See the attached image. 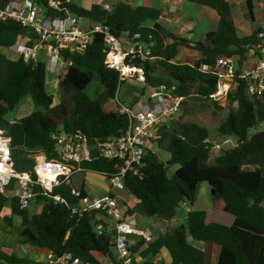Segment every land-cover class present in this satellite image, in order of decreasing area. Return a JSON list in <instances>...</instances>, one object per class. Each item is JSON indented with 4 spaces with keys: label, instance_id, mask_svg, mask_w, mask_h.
Wrapping results in <instances>:
<instances>
[{
    "label": "trees",
    "instance_id": "trees-1",
    "mask_svg": "<svg viewBox=\"0 0 264 264\" xmlns=\"http://www.w3.org/2000/svg\"><path fill=\"white\" fill-rule=\"evenodd\" d=\"M8 1L0 0L2 6ZM34 1L45 15L72 13L91 23H102L121 40L149 47L147 58L136 56L126 61L142 67L145 87L164 86L184 98L195 94L210 100L209 95L216 90L218 81L216 59L236 57L240 65L249 52L246 45L262 44L264 38V28H256L252 34L242 37L237 35L227 0H189L210 7L218 15L217 27L196 42L178 37L163 27L158 22L160 11L157 8L125 2L115 3L110 9L96 2L84 8L58 0V8L53 9L47 5V0ZM247 3L251 10L250 0ZM146 19L154 23L146 26ZM20 39L30 45L38 40V35L16 20H0V128L10 136L15 169H30L33 154L38 151L52 161H59L53 137L59 132L85 138L90 158L78 164L69 163L75 171L68 181L55 186L51 192L44 194L39 187L34 188L39 191L34 199L42 203L37 214L30 215L27 208L17 205L6 214L7 197L0 193V222L5 225L4 229L13 227L16 213L20 219L15 234L19 242L48 250L55 256L69 252L82 262L101 264L98 256H113L111 224L97 210L79 215L70 207L88 195L85 190L88 172L108 178L117 170L114 160L99 154L97 142L119 135L127 128L128 118L119 113V106L106 109L104 105L115 98L122 80L118 70L105 65L107 48L103 35L95 34L83 52H64L71 65L56 75L59 99L54 101L46 89L44 62L34 59L25 62L20 55L10 59L2 52ZM179 46L192 47L201 57L191 64L177 62ZM202 65H207L208 69H202ZM159 69L167 76L159 74ZM238 74L236 70L233 87L227 94V113L215 128L220 135L234 137V146L221 149L210 160L209 128L177 118L161 128L155 139L157 145L169 153L168 160L160 162L153 148H147L136 171H127L123 178V190L136 199L135 206L144 216L171 220L182 202L194 204L198 184L206 182L213 189L212 197L222 200L223 211L234 217L233 222L230 225L206 222L205 210L190 208L186 211L185 223L159 233L144 245L142 241L134 244L133 252L141 247L137 264H165L156 261L161 248L167 250L169 264H264V90L260 96L247 95L245 82ZM93 78L102 86L98 97H90L85 91ZM139 94L142 95V91ZM26 96L31 97L35 109L11 122L4 120L8 105H15ZM252 128L256 129L253 133ZM170 164H177V168L168 176L166 169ZM55 194L65 203L55 201L52 197ZM125 211L132 214L133 208L126 206ZM98 223H101L99 229L96 228ZM189 237L204 242L203 249L188 241ZM9 243L4 245L0 241V264L28 263V259L8 251L13 244Z\"/></svg>",
    "mask_w": 264,
    "mask_h": 264
},
{
    "label": "built area",
    "instance_id": "built-area-1",
    "mask_svg": "<svg viewBox=\"0 0 264 264\" xmlns=\"http://www.w3.org/2000/svg\"><path fill=\"white\" fill-rule=\"evenodd\" d=\"M70 2V0H66ZM50 8L57 9L58 0H47ZM104 9H110L107 3ZM13 19L24 26L32 28L38 35L33 44H26L23 39L17 40L12 48L27 62L37 60L41 48L45 50L46 75L55 77L64 68L71 65V60L65 57L64 52H83L95 34H102L107 52L104 63L109 68L119 72L120 80L135 76L144 82L142 67L126 61L127 58L138 56L145 59L150 55L149 47H142L140 43L129 42L127 49L123 48V41L113 35L102 23H91L89 20L69 13L66 16L45 15L34 0H10L4 6L0 2V20ZM260 33L259 35H261ZM137 36V35H136ZM249 55L257 57V64L249 69L240 70L238 77L245 82V93L249 96H260L264 90V45H246ZM218 76L216 90L209 95L210 100L224 104L228 92L234 84L237 70L231 57L221 56L214 64ZM202 69H208L202 65ZM57 80V79H56ZM185 98L172 92L164 86L150 87L147 96L139 93L130 104L118 103L119 113L126 114L127 128L119 135L111 136L97 142L99 154L109 160H114L117 170L108 177L111 192L104 195H86L77 204L71 205V211L79 215L82 212L97 210L99 215L108 219L114 230L111 249L113 256L106 264H137L138 251L132 247L138 241L143 245L152 240L150 233L136 226V220L128 214L112 191L123 190V178L129 170L136 171L147 148L158 137L161 128L167 127L182 112V102ZM56 140V149L59 161H52L38 151L33 154V164L30 169L19 171L15 169L11 158L10 136L4 128H0V193L7 198H14L19 208H27L37 192L47 194L62 182L69 180L75 171L69 163L78 164L90 158L89 146L85 138L59 132L53 136ZM79 195V192L72 190ZM55 201L65 203L59 195L52 196ZM182 205L186 203L182 202ZM101 223L96 225L99 229ZM142 245V246H143ZM44 264H91L82 262L69 252L55 256L48 252Z\"/></svg>",
    "mask_w": 264,
    "mask_h": 264
},
{
    "label": "crops",
    "instance_id": "crops-1",
    "mask_svg": "<svg viewBox=\"0 0 264 264\" xmlns=\"http://www.w3.org/2000/svg\"><path fill=\"white\" fill-rule=\"evenodd\" d=\"M70 2H72V0H70ZM119 2L129 3L133 6H146L159 9L160 15L158 22L171 33H174L176 36L185 38L186 40H189L191 42L202 40L204 34L208 31L214 30L217 27L218 23V15L213 9L208 6L195 4L189 0H121ZM227 2L229 3L232 10L238 36L242 37L252 34L256 28H264V0H250L251 10L248 6L247 0H227ZM100 4L103 5L105 3ZM262 43L264 45V38L262 39ZM200 57L201 53L198 50L192 47L179 46L175 60L177 62L191 64L195 59H198ZM238 59L239 58L236 57L233 58L237 70L240 71L254 67L257 64L258 58L253 55L247 54V56L242 58L240 65L238 63ZM137 94L138 92L135 93V96ZM88 183L90 182H88L86 176L85 190L88 195H104L111 192L109 185L106 187L93 185L94 187H91H93L95 190H92L89 194L88 192L90 188L87 186ZM112 193L117 197L120 204L122 203V207L124 209L126 208V206L132 208V206L136 203V199L129 193L123 195V197L116 195L115 190L112 191ZM34 200L35 199L31 200L27 208L30 215L39 213L42 207V203L40 201ZM214 202L215 204L213 209L205 211L206 222L220 220L221 223L230 225L233 222L234 217L231 214L223 211V202L221 199H214ZM13 205L18 206L16 199L7 198L4 212L6 214H9ZM188 209H190V207H187L185 211H187ZM7 210H9V212ZM176 217L174 216L170 221H168V224L171 227L169 231H171L177 225L185 223L186 213L185 215ZM12 222L13 227L7 229H4L3 226L5 225L0 222V241L4 245H9V242L13 243L11 246H9L8 251H12L18 257H24L28 259L29 262L25 264H35L36 262L44 263L49 251L34 247L28 243L19 242V236L15 235L16 230L20 225L19 216L17 217V220L13 218ZM188 241L192 243L190 237L188 238ZM159 259L163 263H165L164 257L162 255H159L156 258V261L161 262ZM98 260L101 261V264H106L109 261V257L98 256Z\"/></svg>",
    "mask_w": 264,
    "mask_h": 264
},
{
    "label": "rangeland",
    "instance_id": "rangeland-1",
    "mask_svg": "<svg viewBox=\"0 0 264 264\" xmlns=\"http://www.w3.org/2000/svg\"><path fill=\"white\" fill-rule=\"evenodd\" d=\"M94 1L96 3H107L108 5H113L118 3L121 0H72V3L81 6V7H89ZM124 1V0H122ZM146 3V2H145ZM148 3V2H147ZM154 23L152 19H146L144 21V25L151 26ZM123 41V48L127 49L130 46L129 41ZM2 52L5 54L7 58L16 59L19 56V53L13 50L12 48L3 49ZM37 60L40 62H46L45 50L43 48L40 49L38 53ZM159 74H164L167 76V73L162 69L157 70ZM46 89L53 95L54 101L59 99V88L58 82L55 77H51L50 74L46 76ZM86 93L90 97H98L102 93V86L96 78L90 82V84L85 89ZM142 91V95L147 96L149 92V88L145 87V83L137 79L135 76L125 77L121 83L118 85L115 98L112 100H108L105 102V108L111 109L114 108L115 105L119 102L121 104L127 105L130 104L131 101L135 98V93ZM227 102L224 104L216 103L214 104L212 100H204L199 98L195 94L190 95L185 98V102L182 105L183 111L178 115V119L181 121H193L199 124L205 125L210 130L209 143L211 144L210 148V160H212L216 155H218L221 149H225L227 147H232L235 144V138L232 136L220 135L216 131V127L219 122L225 117L227 113ZM33 109H35L34 103L31 97L26 96L22 98L18 103H16L11 109H8L4 115V120L11 122L15 119H19L27 114H29ZM256 129L252 128L250 130L251 133L255 132ZM214 141V142H213ZM152 148L155 151V154L164 162H166L169 158V153L161 146L157 145L156 141L152 143ZM177 168V164H170L167 166V175L171 176L173 171ZM87 186L90 188L89 194L92 190H95L94 186H103L106 187L109 185L108 178L93 172L87 173ZM94 185V186H93ZM93 186V187H91ZM115 194L123 197L126 195L124 190H115ZM35 201V200H34ZM214 198L212 197V192L210 186L206 182H201L197 186V197L193 205H180L181 208L177 210L176 216L185 215L186 208H195V209H203L205 211H209V209H213L214 207ZM122 205V203H121ZM29 206V205H28ZM27 206V208H28ZM133 212L132 216L137 221V226L147 230L151 238L153 239L159 233H164L171 229L168 221L170 220H162L157 217H148L142 215L135 204L132 206ZM9 212V210H7ZM220 212V211H219ZM18 215L16 213L13 214V218L17 220ZM177 218V217H176ZM216 222H220V220H213ZM172 225V224H171ZM192 244L197 247L203 249L204 242L198 240H192ZM160 255L164 257L165 264H169L168 252L165 248L160 249ZM101 259V258H100ZM160 260V259H159ZM161 261V260H160Z\"/></svg>",
    "mask_w": 264,
    "mask_h": 264
},
{
    "label": "water",
    "instance_id": "water-1",
    "mask_svg": "<svg viewBox=\"0 0 264 264\" xmlns=\"http://www.w3.org/2000/svg\"><path fill=\"white\" fill-rule=\"evenodd\" d=\"M14 106V104H9L8 105V109H11L12 107ZM158 160L161 162L162 160L160 159V158H158ZM211 192H212V194H213V189L211 188Z\"/></svg>",
    "mask_w": 264,
    "mask_h": 264
}]
</instances>
